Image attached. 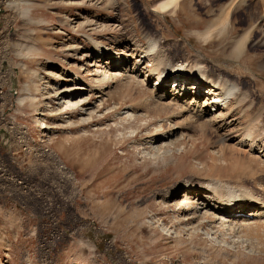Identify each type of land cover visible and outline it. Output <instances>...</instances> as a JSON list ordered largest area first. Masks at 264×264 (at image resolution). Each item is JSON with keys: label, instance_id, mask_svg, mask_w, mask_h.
Listing matches in <instances>:
<instances>
[{"label": "rangeland", "instance_id": "374dc122", "mask_svg": "<svg viewBox=\"0 0 264 264\" xmlns=\"http://www.w3.org/2000/svg\"><path fill=\"white\" fill-rule=\"evenodd\" d=\"M148 1L0 0V264H264V225L227 231L203 219L198 226L202 210L191 230L183 223L192 207L178 209L184 192L163 197L184 181L215 177L264 196L258 163L235 150L223 160L211 117L205 119L209 141L191 138L202 134L200 125L161 139L175 124L187 127L188 116L175 118L174 108L157 114L153 104L124 95L113 109L128 85L118 76L107 83L103 108L96 89L113 59H99L86 39L136 57L133 46L145 44L144 34L158 37L179 61H203L207 71L248 92L253 115L264 108V7L260 0H184L160 14ZM13 2L19 5H7ZM226 16L229 32L205 39L206 29ZM248 32L244 50L232 56ZM119 67L116 74L130 72L134 60ZM146 83L141 91L148 93L152 83ZM73 86L71 101H89L83 109L64 105L62 94ZM172 89L163 90L169 101ZM135 104L127 120L126 107Z\"/></svg>", "mask_w": 264, "mask_h": 264}, {"label": "bare ground", "instance_id": "6f19581e", "mask_svg": "<svg viewBox=\"0 0 264 264\" xmlns=\"http://www.w3.org/2000/svg\"><path fill=\"white\" fill-rule=\"evenodd\" d=\"M183 1L184 0H149L148 3H157L155 10L160 14H164L176 10V8H178L180 6V3ZM236 1L246 2L247 0ZM259 3H262L261 6L264 7V0H260ZM7 5L13 7L17 4L16 2H13L7 3ZM228 16H226L225 19L221 21L219 27L214 28L213 25L208 30L206 29L204 38L208 39L213 31H218L219 34H222L226 29L228 31ZM249 37L250 33L248 32L246 33L245 37H242V40L240 42L233 46L234 48L231 52L232 56H236L244 50ZM86 39L89 44L94 47L95 54L98 55L99 59L107 56V54L110 56V59H113L111 62H109L110 65H106V67L102 69L103 71H100V73H102V75L99 76L100 79L102 78L101 87L99 89H96L101 99L100 105L103 104V108H105L106 105V103L104 102L107 95L106 90L109 89V85H107V83L109 81L113 82L114 79L117 78L116 76H118L119 78H117V81L121 83H124L126 81V84L128 85L125 86V83L123 84L124 89H126V93L122 92L117 97V101L114 100L115 102L112 107L113 109L116 108L115 110H118V107H120L121 105V102L118 100H120V98H122V95H124L125 97H123V99L130 100V102H134L135 99H140V102H138L140 103V105L149 106L153 104V108L157 114L163 113L166 109L169 110L174 108L173 113L175 118L188 116L187 118H185V122L188 125L187 127H185V124H175L173 126L174 128L172 127V130H168V133L161 135L162 138L158 137L159 135H155L156 137L164 140L174 137L177 130H180L181 134L183 135V131H192L193 129H195L196 125H200L202 134H199V136L192 135L191 138H193V141L195 142H203L205 140L209 141V138L206 136L208 123L207 121H205V119L211 117L209 125L216 124L217 126L216 143L219 144L221 148L219 153H221V156L224 157L223 160L227 159L226 156H228V152H230L231 154H234V150L242 152L243 155L249 156V159H251L249 160L251 165L254 163H258L259 171L264 172V108H262V110L258 109L257 111H252L254 112V114L251 115L253 104L251 95L246 91H241V88L237 83H233L228 80L225 81L224 78H221L220 76L217 77L214 73L207 71V66L205 65V63H203V61H201L202 63L199 61L192 63H188L187 61H179L180 58L177 57L176 52H168V50L165 51V48L160 45L158 37H152L148 34L143 35V39L145 40V44L143 46H133L134 51H139V54H137L136 57L134 53L125 55L123 54V52H120L119 54L118 52L107 48L108 46L106 47L103 43L98 42L95 38H92L90 36H87ZM129 60H134V67L130 70V72L125 71L116 74L115 72L119 70L118 68H120L119 65L123 66ZM143 70H147L144 74L146 81H139L138 76L140 73H143ZM181 74H188V76L184 79H179L175 82H171L172 78L170 79V77L181 76ZM165 78H167L166 81ZM163 79V86L157 87L158 84L162 83L161 80ZM76 80H74V82H78V76ZM146 82L150 84L152 83V88L149 89L150 91L147 90L148 93H146L145 90L141 91V89L145 87L144 84H147ZM172 85V99L169 101L168 96L170 93L163 90H165V87L167 89ZM75 87L77 88L78 86ZM75 87H68L65 90V93L62 94L63 96L66 95L65 98L63 97V101H66L64 105L71 109H83L85 106L89 105V101L85 99L87 98L86 96L85 98L80 97L72 101L70 100L72 99L73 95L76 94V92L74 93ZM135 88H139V90L133 95L134 91L136 90ZM82 90L85 89L82 88ZM90 90L92 91L93 88H91ZM201 91L209 96V98L204 103L200 100H195L194 98ZM21 93L22 92H20V94ZM138 103L136 104L138 105ZM136 104L130 106L128 105L126 107L127 120L128 118H134V113L129 111L137 108L135 107ZM248 112L250 114H248ZM147 117L149 116L147 115ZM90 118H92V116H90ZM245 118H248L247 123H244ZM171 119L172 117L167 119V121H171ZM134 120L137 119L135 118ZM160 127L161 126L159 125V128ZM162 132L160 131V133ZM156 133H158V131ZM189 136H191V134H189ZM235 141L236 148L231 147V144H233V142ZM237 164H241L240 166H242V163L239 164V162H237ZM216 167H213V169ZM248 171L254 173L252 171V167L250 170L248 169ZM198 172H200V170ZM254 175L255 173L252 176ZM215 178H208L209 180H206L202 183L198 181L195 182L193 180H187L180 185H176L168 195L166 193L165 195H163L164 198L167 197L169 199L174 198L179 193L184 192V197L180 199L182 205L178 209L181 210V207H187V209L189 206L192 207V209L186 210V216L183 215L184 221L186 222H182L184 225L190 226L191 230L197 229L195 228V226L197 225H192L193 223H191V221L195 218H198L199 214H202V210H205V213L204 215L202 214V217L200 219L201 222L198 223V226H201V224L205 222L203 221V219L206 220V223L208 222L213 224L214 228L218 230H220L221 228H225V230L227 231H232L235 228L234 226L240 224V227H244L245 229H252L254 227L264 225V196L261 194V192H258V190L260 189L256 190L243 183H232L231 181L223 182L220 180L222 177ZM201 190H204L203 194H201ZM165 200L166 199H163L164 205H166L168 202V200L167 202Z\"/></svg>", "mask_w": 264, "mask_h": 264}, {"label": "water", "instance_id": "95a60500", "mask_svg": "<svg viewBox=\"0 0 264 264\" xmlns=\"http://www.w3.org/2000/svg\"><path fill=\"white\" fill-rule=\"evenodd\" d=\"M7 64H4V66H6ZM15 72H18L17 71V69H16V71ZM13 88L15 89V86H16V81L14 80V82H13ZM1 136H2V139L4 140V142L6 143V144H9L10 143V134H9V132L7 131V130H2L1 131Z\"/></svg>", "mask_w": 264, "mask_h": 264}]
</instances>
